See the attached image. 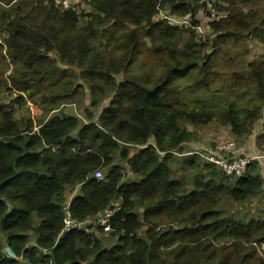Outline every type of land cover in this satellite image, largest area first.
<instances>
[{"label":"trees","instance_id":"obj_1","mask_svg":"<svg viewBox=\"0 0 264 264\" xmlns=\"http://www.w3.org/2000/svg\"><path fill=\"white\" fill-rule=\"evenodd\" d=\"M246 1L214 0L206 13L205 0H84L88 11L75 13L53 0H0V264H264L254 246L264 244V219L220 209L263 190L253 162L233 179L188 155L183 162L205 175L192 189L174 175L177 153L197 147L200 129L190 125L216 122L240 141L264 118V57L239 63L240 42L264 43V17ZM161 9L195 27L204 14L211 35L170 25ZM87 90L93 108L109 99L97 116L59 109ZM29 103L46 116L17 117ZM132 146L140 150L131 156ZM117 158L136 181L123 180ZM78 186L71 215L120 206L111 230L61 235L66 193ZM105 235L115 242L106 246Z\"/></svg>","mask_w":264,"mask_h":264},{"label":"rangeland","instance_id":"obj_2","mask_svg":"<svg viewBox=\"0 0 264 264\" xmlns=\"http://www.w3.org/2000/svg\"><path fill=\"white\" fill-rule=\"evenodd\" d=\"M244 9L246 11L248 10H254L256 11L261 17H264V0H247L244 3ZM200 19L204 21L205 15L201 14ZM211 35V32L208 29V25L205 24V39ZM215 38V36H212V38ZM3 40V36L0 35V42ZM240 52L243 54L239 57V63L240 65H246L247 62L253 61L260 59L264 57V43L258 42L255 39H248L243 42H240L239 44ZM246 51V52H245ZM52 57H54V54H52ZM194 95V94H193ZM3 100L9 102L10 99L12 98L11 95L6 96L5 94L1 96ZM109 99L104 101V103L101 105L99 108H93L90 105V95L87 90V95L85 98H83L80 102H76L75 104H63L60 106L59 109H61L65 114L68 115H75L77 117H82L85 118L86 121L87 119V112L86 110L92 111L94 116L98 115V112L100 109L108 104ZM17 110V117H28L31 116L33 119H38V118H44L46 115H43L42 112V106H35L31 103L28 104L27 107L21 109L18 108L17 106L15 107ZM45 113V112H44ZM221 125H219L216 122H212L207 126L204 127H193L190 125L188 128L192 130H199L197 132V141L195 142L196 146L203 150H210V148L216 147L219 143L226 141V142H234L235 144L238 145V138L235 137L229 132V131H223L221 129ZM221 132L220 135L217 133ZM212 139V140H211ZM243 138H240V140ZM140 150V147L138 146H133L130 148V155L135 154ZM194 147L191 146V144H186L185 146V152H190L193 151ZM188 156L185 154L182 155H176V163L174 165V175L175 177L179 178H186L189 179V188L192 189L191 184L194 181V176L195 175H202L206 173L205 170H203V166L199 170H194L189 168L184 162H183V157ZM117 165H119L121 172L123 173V180L125 181H136L138 178L136 175H134L128 166V164L124 161H122L120 158L116 159ZM187 167L186 170H184L182 167ZM103 177H104V171H103ZM230 179V178H229ZM80 191V187H74V188H69L67 193H66V198L71 199L73 196H75L78 192ZM264 192H260L257 194L255 197L248 199L245 202L237 203L234 201H229V200H223V203L220 206V209L225 212V214L230 215L235 218H243V219H250V218H263L264 216ZM37 225V222H36ZM145 230L142 229L140 231V234L142 235ZM31 241L30 245L33 246L35 244V237L34 233L30 232L29 233ZM2 235L0 234V237ZM107 235H105L106 237ZM113 242H115V239L111 238L110 236H107V238H104V243L106 246H110ZM0 243L3 245L5 243V238L2 237L0 239ZM232 242L225 240L220 243V245L224 246L227 244H231ZM254 246L257 248L259 251V255L264 258V249L263 247H260V244H254ZM259 247V248H258Z\"/></svg>","mask_w":264,"mask_h":264},{"label":"built area","instance_id":"obj_3","mask_svg":"<svg viewBox=\"0 0 264 264\" xmlns=\"http://www.w3.org/2000/svg\"><path fill=\"white\" fill-rule=\"evenodd\" d=\"M57 7L63 11H71L75 13L87 12L88 8L84 3V0H53ZM206 1V13H212L214 11V0H205ZM158 18L168 21L172 26L178 27H191L197 31V35L201 38L205 33V21L200 23L198 26H193L191 22L190 15L177 16L171 14L170 12L161 9L158 14ZM234 142H222L219 143L213 149L203 150L199 147H195L193 151L185 152V155H198L203 161L212 163L220 172L230 176L233 179H238L245 176L247 169L251 162H254L255 159L261 158V156H232L228 152L234 147ZM178 155H181L177 153ZM94 177L101 180L103 179V171L97 170L94 174ZM70 199L65 203L64 210L66 212L65 226L63 227L62 234L84 230L88 231L92 226L105 227L106 230H111L110 220L115 211L120 209V206H116L114 209L108 210L103 214L98 215L95 218H89L84 221L75 219L70 212ZM263 247L264 244L260 245ZM259 248V247H258ZM6 252L8 256L15 257L12 251L7 248ZM44 254H48V250H43Z\"/></svg>","mask_w":264,"mask_h":264},{"label":"crops","instance_id":"obj_4","mask_svg":"<svg viewBox=\"0 0 264 264\" xmlns=\"http://www.w3.org/2000/svg\"><path fill=\"white\" fill-rule=\"evenodd\" d=\"M228 154L232 156H261V158L254 160L253 166L255 167L256 173L262 175L264 181V118L259 123L257 130L250 136L243 137L238 142V145L236 144V148H232ZM262 192H264V185ZM262 219H264V216Z\"/></svg>","mask_w":264,"mask_h":264},{"label":"water","instance_id":"obj_5","mask_svg":"<svg viewBox=\"0 0 264 264\" xmlns=\"http://www.w3.org/2000/svg\"><path fill=\"white\" fill-rule=\"evenodd\" d=\"M214 40V37L212 38V41Z\"/></svg>","mask_w":264,"mask_h":264}]
</instances>
